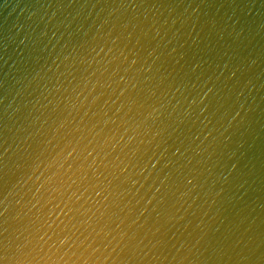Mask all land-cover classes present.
Instances as JSON below:
<instances>
[{"label":"clouds","instance_id":"clouds-1","mask_svg":"<svg viewBox=\"0 0 264 264\" xmlns=\"http://www.w3.org/2000/svg\"><path fill=\"white\" fill-rule=\"evenodd\" d=\"M0 264H264V0H0Z\"/></svg>","mask_w":264,"mask_h":264}]
</instances>
